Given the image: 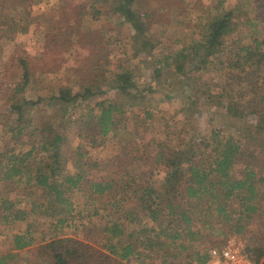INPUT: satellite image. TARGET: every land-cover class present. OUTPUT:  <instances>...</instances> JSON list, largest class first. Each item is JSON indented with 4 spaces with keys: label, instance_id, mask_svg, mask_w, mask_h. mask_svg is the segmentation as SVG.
Instances as JSON below:
<instances>
[{
    "label": "trees",
    "instance_id": "1",
    "mask_svg": "<svg viewBox=\"0 0 264 264\" xmlns=\"http://www.w3.org/2000/svg\"><path fill=\"white\" fill-rule=\"evenodd\" d=\"M6 2L0 0V41L4 28L17 24L14 8L3 9ZM88 2L90 18L99 26L93 28L85 16L80 19L70 10L53 32L43 35L39 55L43 62L62 65L60 55L75 44L71 63L76 81L56 95L38 92L6 108L18 122L42 106L51 111L81 107L96 129L87 139L90 148L102 146L117 127L128 128L129 135L108 162L94 161L71 172L60 153L62 137L52 127L39 133L12 129L9 142L0 145V242L7 245L0 264H206L214 261L211 249L229 235H243L253 262L264 264V0H237L232 7L227 0H120L113 9L134 30L140 44L135 56L141 55L148 72L143 78L122 65L109 68L110 52L102 44L109 33L104 18L112 10ZM155 17L165 28H192L205 37L199 66L193 58L196 40L171 55H155L149 33ZM209 65L220 73L216 93H209L210 84L196 86L195 70ZM14 66L21 75L13 93H25L32 82L29 62L19 56ZM160 78L168 87L176 78L206 98L217 95L228 118L255 117L230 133L211 128L201 134L186 119L157 136L146 133L156 114L147 101ZM174 86L162 100L172 99ZM99 95L103 98L91 104ZM137 108L141 111L132 115ZM216 117L210 113L209 120ZM129 119L134 120L131 130ZM102 169L106 175L99 174ZM75 192L84 194L86 212L100 224L98 231L88 229L85 239L64 234L76 225ZM38 217L54 221L51 234L38 231ZM20 223L25 226L12 231Z\"/></svg>",
    "mask_w": 264,
    "mask_h": 264
},
{
    "label": "rangeland",
    "instance_id": "2",
    "mask_svg": "<svg viewBox=\"0 0 264 264\" xmlns=\"http://www.w3.org/2000/svg\"><path fill=\"white\" fill-rule=\"evenodd\" d=\"M119 1L92 0L100 10L110 8L112 10L109 16L105 17L102 15V19L105 17V20L103 19L105 21V30L109 32L104 37L102 44L110 52L109 68L115 69L117 66L122 65L123 67L132 69L138 77H148V72L145 71L142 63L139 61L141 55L138 54L135 56L136 53L140 52V44L134 40V30L125 21L124 17L113 9ZM236 1L227 0V6L232 7ZM89 3L88 0H43L37 4L30 5L23 0H7L3 5V9L6 11L9 8L12 10L14 8L17 24L11 25V29L5 27L2 32L3 38L0 41V145L9 142V137L12 135L10 131L12 129L24 127L39 133L43 127L50 126L62 137L60 153L66 160L65 168L71 172L85 170L88 167V163L94 161L98 164L108 162L119 151L120 146L125 143L129 135L128 128H115L108 135L102 146L90 148L87 139L90 138V135L96 133V129L94 128V123L86 117H83L85 112L84 110L82 111L81 107H77L72 111H51V109H46L47 107L42 106L37 109L28 110V113L25 112L18 122L14 120V117L9 115L6 107L12 101L14 103H21L23 97L33 99L38 92L45 96H50L52 93L56 95L60 88L76 81L71 63V57L77 55L75 44L70 47L67 54L60 55L61 61H64L62 65L55 66V63L58 62L54 63L52 61L43 62L39 59V55L44 46L43 35L53 32L65 20V15L70 10L80 19L85 16L86 19L90 20L88 25H91L93 28L99 26L100 21L96 23L90 18ZM191 15H193V12H191ZM151 21L149 33L154 39L156 46L155 55H160L161 57L171 55L173 50L178 49L181 45H185L191 40H196V43H198V51L193 58L195 60V66L200 65L205 54V48L203 47L205 37L199 31L181 26L165 28L166 26L161 25V20L157 17ZM262 31L264 32V24ZM110 36L112 37L110 38ZM9 37H12V40H9ZM19 56L29 62L32 82L28 85L25 93L14 94L12 87L21 75L20 68L14 66ZM215 69V65H209L205 70L197 68L194 73L197 81L196 86L199 83L205 84V86L210 84L211 90L209 91L211 92L209 93H216L220 73ZM159 81L160 85L156 86L153 84L154 92L150 93L152 98L147 101L154 107L156 114L153 121L148 125L146 133L152 132L157 136L160 130L173 128L172 126L175 123L179 126V122L183 119L188 120L201 134H209L211 128H219L224 133H230L234 131V126L242 127L240 124L241 121L248 122L255 117L254 114L249 115L244 113L242 117H237L240 120L228 118L224 114L223 105L217 95L206 98L208 96L207 94H200L193 88L185 87V83L182 86L181 82L176 78L173 81L175 85L174 91L172 93L169 92L172 99L162 100V94L169 91L173 84L168 87L162 78ZM212 81H215L214 85H212ZM72 87L75 92L77 88L75 85H72ZM206 88L202 87V89ZM195 96H199L197 103H190L194 100ZM101 98L103 96L100 95L92 98L91 104ZM140 111L137 108V110L132 112V115ZM210 113H213L214 116L219 114V117L214 118V120H209ZM129 121V129L131 130V125H133L134 120L129 119ZM34 141H36L35 138ZM19 148L21 149L20 146ZM99 174L106 175L107 170L102 169ZM160 176L161 174L156 171L154 177L159 178ZM72 199L74 201L73 214L75 215L74 220H76V225L66 227L64 234L85 239L89 231L88 229L95 228L96 231L100 230L98 217H89V212H86L83 206L85 202L84 194L75 192ZM34 223L38 231L42 230L45 233H52L51 225L54 223L53 220L46 217H38L34 219ZM24 226L25 223L15 224L12 231L17 228L21 229ZM238 237L242 242L244 241L243 235H239ZM2 239L3 237L0 236V240ZM6 247L7 245L0 242V253L4 252Z\"/></svg>",
    "mask_w": 264,
    "mask_h": 264
},
{
    "label": "built area",
    "instance_id": "3",
    "mask_svg": "<svg viewBox=\"0 0 264 264\" xmlns=\"http://www.w3.org/2000/svg\"><path fill=\"white\" fill-rule=\"evenodd\" d=\"M210 255L214 261L206 264H255L245 250L244 243L236 235H229L221 247L211 249Z\"/></svg>",
    "mask_w": 264,
    "mask_h": 264
}]
</instances>
